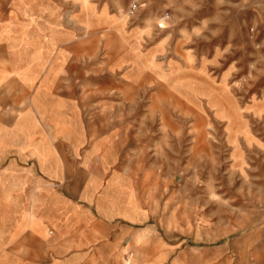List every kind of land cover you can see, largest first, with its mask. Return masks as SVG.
Segmentation results:
<instances>
[{
    "label": "rangeland",
    "instance_id": "374dc122",
    "mask_svg": "<svg viewBox=\"0 0 264 264\" xmlns=\"http://www.w3.org/2000/svg\"><path fill=\"white\" fill-rule=\"evenodd\" d=\"M16 2L0 0V18ZM81 2L84 56L68 53L53 93L85 148L123 146L99 175L125 179L138 205L127 225L94 219L100 242L123 231L93 264H264V0H143L134 15L131 0ZM81 2H56L66 26H34L40 66L50 29L79 28ZM13 98L20 115L26 94Z\"/></svg>",
    "mask_w": 264,
    "mask_h": 264
},
{
    "label": "crops",
    "instance_id": "0c3cea01",
    "mask_svg": "<svg viewBox=\"0 0 264 264\" xmlns=\"http://www.w3.org/2000/svg\"><path fill=\"white\" fill-rule=\"evenodd\" d=\"M56 2L17 0L11 17L0 18V59H10L8 66L0 63V264H93L123 231L117 226L110 240L100 242L94 219L127 225L132 222L127 212L138 206L125 179L117 173L106 178L99 175L114 168L115 155L124 153L123 146L108 147L106 139L98 137L85 148L87 132L81 125L67 126L64 97L53 93L61 86L57 79L67 70L68 53L84 56L82 24L88 7L81 0L75 10L79 28L69 32L50 29L44 40L46 50L37 54L48 63L40 66L34 61L36 51L30 38L34 26L68 23V10L58 8ZM39 5L43 9L34 8ZM92 15L91 11V24ZM35 73L52 79L36 81ZM10 86L26 94L20 115L13 102L16 93H7ZM42 114L47 128L38 124L43 123ZM114 132L110 134L116 136ZM68 138L73 139L69 146L63 141Z\"/></svg>",
    "mask_w": 264,
    "mask_h": 264
},
{
    "label": "built area",
    "instance_id": "2783aa9c",
    "mask_svg": "<svg viewBox=\"0 0 264 264\" xmlns=\"http://www.w3.org/2000/svg\"><path fill=\"white\" fill-rule=\"evenodd\" d=\"M142 2L143 0H131L128 7L129 14L134 15L135 13H137L141 8ZM167 18H169V13L163 17L164 20H166ZM130 263H131V259L128 256L126 260V264H130Z\"/></svg>",
    "mask_w": 264,
    "mask_h": 264
}]
</instances>
